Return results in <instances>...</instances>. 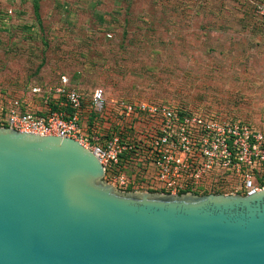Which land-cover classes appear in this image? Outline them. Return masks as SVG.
Returning a JSON list of instances; mask_svg holds the SVG:
<instances>
[{"label":"rangeland","instance_id":"obj_1","mask_svg":"<svg viewBox=\"0 0 264 264\" xmlns=\"http://www.w3.org/2000/svg\"><path fill=\"white\" fill-rule=\"evenodd\" d=\"M258 1L0 0V91L66 75L87 105L103 87L109 97L211 108L264 129Z\"/></svg>","mask_w":264,"mask_h":264},{"label":"water","instance_id":"obj_2","mask_svg":"<svg viewBox=\"0 0 264 264\" xmlns=\"http://www.w3.org/2000/svg\"><path fill=\"white\" fill-rule=\"evenodd\" d=\"M72 137L0 126V264H264V188L122 191Z\"/></svg>","mask_w":264,"mask_h":264},{"label":"built area","instance_id":"obj_3","mask_svg":"<svg viewBox=\"0 0 264 264\" xmlns=\"http://www.w3.org/2000/svg\"><path fill=\"white\" fill-rule=\"evenodd\" d=\"M256 7L264 16V0ZM86 109L97 115L93 134L83 124ZM0 126L78 140L122 191L248 195L264 188V129L211 108L109 97L103 87L87 105L61 75L50 85L1 90Z\"/></svg>","mask_w":264,"mask_h":264},{"label":"trees","instance_id":"obj_4","mask_svg":"<svg viewBox=\"0 0 264 264\" xmlns=\"http://www.w3.org/2000/svg\"><path fill=\"white\" fill-rule=\"evenodd\" d=\"M263 16V15H262ZM60 78V77H59ZM58 78V80H59ZM59 103L56 104V103H52V109H57L59 108ZM85 117H84V121H83V124L85 125L86 127V130L87 132H89L90 134H93L92 133V126H93V122H94V119L95 117L97 116L96 113L94 112V110L92 109H86L85 110Z\"/></svg>","mask_w":264,"mask_h":264}]
</instances>
